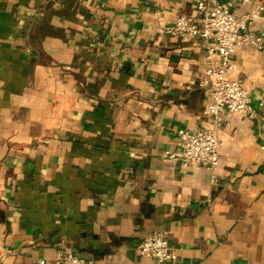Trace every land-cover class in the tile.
<instances>
[{"label": "crops", "instance_id": "0c3cea01", "mask_svg": "<svg viewBox=\"0 0 264 264\" xmlns=\"http://www.w3.org/2000/svg\"><path fill=\"white\" fill-rule=\"evenodd\" d=\"M195 3L0 0V264H264V49L230 72L256 115L206 114L208 42L167 32ZM218 118L214 169L165 158ZM161 230L165 263L138 251Z\"/></svg>", "mask_w": 264, "mask_h": 264}, {"label": "built area", "instance_id": "2783aa9c", "mask_svg": "<svg viewBox=\"0 0 264 264\" xmlns=\"http://www.w3.org/2000/svg\"><path fill=\"white\" fill-rule=\"evenodd\" d=\"M252 4L245 14L235 10L237 2ZM193 15H181L167 32L185 42L202 38L208 42L206 67L202 84L210 87L212 100L207 103L206 114L219 117L228 110L246 117L256 115V105L244 83L230 76L234 69L233 56L240 45H251L264 49L263 38L249 30L251 21L264 12V0H196ZM217 125L198 132L182 129L178 134L175 151H166L165 158L178 161L184 168L203 165L214 169L220 160ZM141 255L153 257L160 263L176 258L168 232L157 231L147 236L139 245ZM37 264H100L95 260L71 252L61 251L54 261L40 259Z\"/></svg>", "mask_w": 264, "mask_h": 264}]
</instances>
